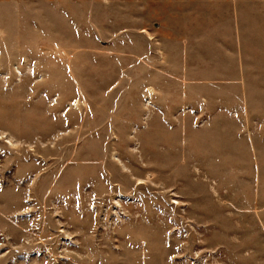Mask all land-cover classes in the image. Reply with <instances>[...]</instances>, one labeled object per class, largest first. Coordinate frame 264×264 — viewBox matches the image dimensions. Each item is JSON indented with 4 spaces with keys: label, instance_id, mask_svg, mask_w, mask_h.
Instances as JSON below:
<instances>
[{
    "label": "rangeland",
    "instance_id": "1",
    "mask_svg": "<svg viewBox=\"0 0 264 264\" xmlns=\"http://www.w3.org/2000/svg\"><path fill=\"white\" fill-rule=\"evenodd\" d=\"M0 264H264V0H0Z\"/></svg>",
    "mask_w": 264,
    "mask_h": 264
},
{
    "label": "bare ground",
    "instance_id": "2",
    "mask_svg": "<svg viewBox=\"0 0 264 264\" xmlns=\"http://www.w3.org/2000/svg\"><path fill=\"white\" fill-rule=\"evenodd\" d=\"M150 93H151V92H150ZM149 96L151 97V95H149ZM148 99H149V98H148ZM148 99H147V100H148ZM114 157H116V159L119 160V158H117L118 156H117L116 154H114ZM123 165H125V164H123ZM140 183H142V180H139V184H140ZM173 203H174V204L178 203V200H177V201L174 200Z\"/></svg>",
    "mask_w": 264,
    "mask_h": 264
}]
</instances>
